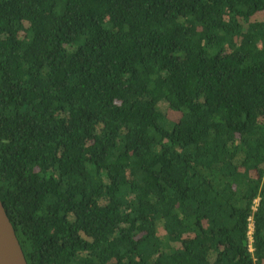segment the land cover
Returning a JSON list of instances; mask_svg holds the SVG:
<instances>
[{"label":"trees","instance_id":"trees-1","mask_svg":"<svg viewBox=\"0 0 264 264\" xmlns=\"http://www.w3.org/2000/svg\"><path fill=\"white\" fill-rule=\"evenodd\" d=\"M0 197L29 264H264V0H0Z\"/></svg>","mask_w":264,"mask_h":264},{"label":"water","instance_id":"water-1","mask_svg":"<svg viewBox=\"0 0 264 264\" xmlns=\"http://www.w3.org/2000/svg\"><path fill=\"white\" fill-rule=\"evenodd\" d=\"M0 264H29L17 235L16 229L9 217L6 207L0 197Z\"/></svg>","mask_w":264,"mask_h":264}]
</instances>
